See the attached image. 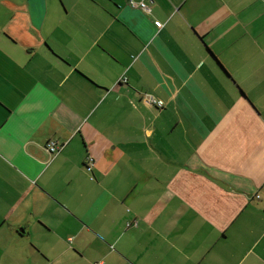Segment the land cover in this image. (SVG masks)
<instances>
[{
  "label": "crops",
  "instance_id": "1",
  "mask_svg": "<svg viewBox=\"0 0 264 264\" xmlns=\"http://www.w3.org/2000/svg\"><path fill=\"white\" fill-rule=\"evenodd\" d=\"M134 1L0 0V264H264V0Z\"/></svg>",
  "mask_w": 264,
  "mask_h": 264
},
{
  "label": "built area",
  "instance_id": "2",
  "mask_svg": "<svg viewBox=\"0 0 264 264\" xmlns=\"http://www.w3.org/2000/svg\"><path fill=\"white\" fill-rule=\"evenodd\" d=\"M130 4L133 5V6H141L142 8L150 11V8H149L148 4L145 1L136 2L134 0H130ZM148 98H149L148 100L151 103H153L154 105H156L158 107H162L164 105L162 103V101H159V100L153 98L152 96H149ZM58 149H59V145H57L55 142H49L48 143V150L50 152H56V151H58ZM91 162H92V160H90V165H88V170H90V171H91V168H92ZM136 224H137V222H136ZM129 225H131V224L129 223ZM97 264H101V263H97Z\"/></svg>",
  "mask_w": 264,
  "mask_h": 264
}]
</instances>
